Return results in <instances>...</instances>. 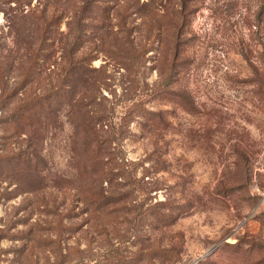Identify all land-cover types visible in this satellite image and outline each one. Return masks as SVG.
Segmentation results:
<instances>
[{
    "label": "rangeland",
    "instance_id": "rangeland-1",
    "mask_svg": "<svg viewBox=\"0 0 264 264\" xmlns=\"http://www.w3.org/2000/svg\"><path fill=\"white\" fill-rule=\"evenodd\" d=\"M0 166V264H264V0H0Z\"/></svg>",
    "mask_w": 264,
    "mask_h": 264
},
{
    "label": "trees",
    "instance_id": "trees-1",
    "mask_svg": "<svg viewBox=\"0 0 264 264\" xmlns=\"http://www.w3.org/2000/svg\"><path fill=\"white\" fill-rule=\"evenodd\" d=\"M46 106H47V104H45ZM43 108V109H45V108H47V107H45V106H43V105H41L39 102H37L36 104H32L31 106H30V108H28L27 110H30V109H35V108ZM48 107H50V105L48 106ZM2 168V166H0V169Z\"/></svg>",
    "mask_w": 264,
    "mask_h": 264
}]
</instances>
